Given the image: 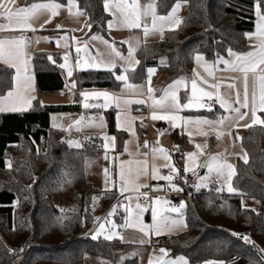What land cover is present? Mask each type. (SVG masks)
I'll return each instance as SVG.
<instances>
[{"label":"trees","instance_id":"16d2710c","mask_svg":"<svg viewBox=\"0 0 264 264\" xmlns=\"http://www.w3.org/2000/svg\"><path fill=\"white\" fill-rule=\"evenodd\" d=\"M34 3L49 0H25ZM68 0H55L66 4ZM93 24L91 32L107 34L109 14L103 0H77ZM177 0H158V14H167ZM185 2V0H180ZM188 9L175 31L165 30L163 38L146 41L136 52L140 64L130 81L147 80V69L155 67L165 74L166 85L189 76L196 54L214 59L233 52H246L252 44L249 33L256 29L255 0H186ZM36 76L38 97L24 112L0 113V264H84L87 254L116 261L134 245L119 238L92 239L89 234L97 214H105L116 195L104 192L89 177L87 160L101 153L103 137L87 134L83 145L70 147L65 134L53 127L51 115L57 111L77 110V104H44L40 95L66 88L58 65L46 51H37L30 61ZM14 70L0 63V95L12 88ZM79 88L117 89L122 82L105 69L75 71ZM264 119V113H261ZM108 133L116 137L120 152L128 136L118 128L115 112H105ZM143 137L144 128L138 126ZM179 146L174 160L182 179L184 152L188 139L179 129H172ZM91 137V139H89ZM241 144L248 156L245 164L237 159L233 183L240 192L217 191L211 183L204 190L185 188L190 193L185 211L187 228L179 233L160 235L153 244L170 249L173 256L184 255L192 263L224 261L225 264H260L259 249H264V125L245 128ZM10 162V167H9ZM181 176V177H180ZM100 201L94 204V195ZM57 195L73 199L69 209L55 205ZM260 201V209L243 204V197ZM18 201L17 206L15 201ZM124 219V215L120 213ZM236 233L238 235H233ZM247 235L253 243L241 237Z\"/></svg>","mask_w":264,"mask_h":264},{"label":"snow or ice","instance_id":"6c2138e0","mask_svg":"<svg viewBox=\"0 0 264 264\" xmlns=\"http://www.w3.org/2000/svg\"><path fill=\"white\" fill-rule=\"evenodd\" d=\"M186 2V0H185ZM76 0H68V11L70 15H73L77 20L80 16H87L88 13L86 11L77 10L75 13L71 12V8L75 5ZM16 0H0V19H3L5 22L0 23V33L4 32H25L32 31L36 32L37 28L33 26L32 21L37 19L40 15L48 13V19L44 21V23L39 25V29H44L45 24L51 23L53 17L59 14V10L63 7L60 3L55 2V0H49L47 3H32L30 6L24 7H15ZM158 0H147L146 3H141V0H103L104 11L108 13L112 19L108 20L107 28L109 30L114 27H121L127 29H142L143 36L145 39L149 35L159 34L161 38H163V34L165 31V25H168V30L175 31L179 25L182 23V20L177 18V13L181 8L180 0H177L175 5L171 8V10L166 15H160L157 11ZM254 11L255 16L257 17L256 23V32L252 34H247L248 39L250 41L253 38H256V43L252 44V51H248L246 53H235L231 49H228V55L230 57H234L232 60L224 59L223 57L219 58L214 62L213 65H207L204 62V57L200 54H196L194 59L198 65H202L204 67V71L207 73V77H211L214 82L209 83L207 77L201 75L200 72L193 70V76L190 78V95H187V102L182 103L180 97L178 95V91L180 87L183 85L184 90L188 91V78L181 77L175 80L173 83L169 84L166 88L163 89H155L151 85L152 76L155 74V69L149 68L147 69V80L145 84L136 85L130 83V73H135L136 67L140 64L139 60H134L135 52L137 48H134L129 41H122L121 43L128 44V55L125 56L123 53L117 50L115 47L116 42L106 40L101 35H91L88 40L84 41L83 47H76V59L74 61L75 69L78 70H90L96 69L99 70L101 68L111 72L116 81L122 82L124 84V88L121 90L123 93H132L135 95H143L146 94L151 100V118L154 121L167 120L169 121L173 127H179L176 121H181L183 125H208L209 127H223L226 123H231L235 121V126H243L245 128L252 127L253 125H264V119H262L257 113H264V0H255L254 3ZM89 20H86L83 26L79 29H69L68 31H83L85 28L88 29V32H91L93 24ZM150 21V23H149ZM56 28L62 29L63 25H57ZM87 35V33L85 34ZM40 39H49L48 37H37L36 42L39 43ZM64 39L68 40L67 36L60 37L57 39L56 43L58 46L59 40ZM77 44H80V39L77 37H72ZM92 41H99L106 48V52L101 53L97 49V55L91 56L89 59H81L80 53L83 51L85 55H88L89 49L93 47L91 44ZM30 41L24 35L20 36H3L0 35V63H2L6 69L14 70V74L12 76L13 86L8 89L5 94L0 95V113L6 112H24L27 111L32 106V101L36 99L33 93L35 91L33 77L29 74L28 69V53L26 51L28 44ZM140 41L137 40V45H139ZM63 47H69L68 44L63 45ZM49 60L55 64V60L51 55H49ZM64 63L60 64L59 67L61 69L66 70V76L71 78L73 76L74 67L72 63V53L65 52L63 56ZM117 61H121L122 63H118ZM223 64L225 67L223 69H219V65ZM213 69H219L221 72H234L242 74V84L243 90L241 93L240 88L237 86V77L235 76H221L217 78L214 75ZM251 75V85L249 84V76ZM198 80L207 85L211 91L205 90L204 87L198 86ZM75 82L71 84L72 88H75ZM251 88V90H250ZM223 89V91H222ZM156 91H160L162 95L159 98H155L154 93ZM79 95L83 98V107L85 109L92 108H108L110 107L109 100L115 103V106L118 109H121V104H123V108L121 111L117 112V118L119 121L121 112L127 116L128 107L132 104L137 105H145L146 101L144 99H127L122 96H115L114 94H110L108 92H80ZM103 97V103H89L90 98L99 99ZM218 101L221 108L225 109V111L231 113L227 116H221L216 120L209 119H186L178 113L186 109L196 108H208L209 111L212 110V105L209 103H204L202 101ZM42 103V102H41ZM234 105H239L235 107ZM241 109H247V111H241ZM163 113V114H158ZM249 113L251 114V124L240 125V121L245 120ZM234 114V115H233ZM97 118H90L91 121H95ZM84 121V117H81L79 120L74 122L76 129L79 131L84 127H104V119L103 117H99L98 123H82ZM53 127H57V125H53ZM73 125H69V129H71ZM120 127L118 123V128ZM131 127V125H129ZM127 130V129H124ZM198 134L207 136L208 133L204 132L203 129L198 131ZM231 135V132H216V138L220 139L223 135ZM158 135H163V132ZM189 136H191V132H189ZM91 139V137H89ZM103 139L107 141L103 145L105 150L104 159H108V152L115 150V140L116 137H109L106 134L103 136ZM237 139H241L237 137ZM159 141H157L158 143ZM70 145H74L75 147H81V143L79 141H68ZM129 142H125L124 151L128 152ZM207 145L197 144L195 147L198 150H201L200 154H203L202 149ZM138 154H140L138 145ZM143 149L145 151L142 153L145 157L142 161H136V167H131L132 161L124 162L121 161V167L118 173L119 181L121 182L120 194L124 195L126 191L129 190L128 186H131L132 190L140 193L141 188H148L147 184H137L136 181L140 179L142 176L148 175V141H145L143 144ZM159 151L166 160L171 159L168 151L163 147L157 149L153 147L151 152L153 154V159H155L156 153ZM177 151H179V146H177ZM131 155V153H129ZM186 156V165L184 168V172H192L194 171L193 167L188 166V161H191L193 164L195 163V159L197 157V152H188L185 154ZM245 164L248 163L247 153L244 152L240 157ZM224 162H221V161ZM127 163L129 167L125 168L124 164ZM201 167L207 168L209 174L215 175L217 178L225 177L227 180V191L229 193L236 192L237 190L232 186V178L236 175L235 166L231 163H228L224 160V153H219L217 155H213L209 158V160L204 164L200 165ZM10 167V162H9ZM164 167L169 168L170 174L167 176L159 175V169L155 165L152 164L151 167V175L153 179L159 180L163 179L168 181V184L172 191L183 192L184 189L173 183L174 179L179 176L180 170L175 167L174 164L166 163ZM225 170L226 176H225ZM104 177H105V191H111L115 188L116 181H110V173L108 168L103 169ZM175 174V176L173 175ZM209 177H198L199 182L194 185V187L198 190L201 187H207V184L204 181L208 180ZM184 182L187 183V179L184 178ZM111 183L112 187H109ZM159 189L153 188V191H158ZM223 185L217 189V191H223ZM143 197L144 200H152L154 205L160 204V197H149L147 192L140 193V195L135 198L139 200ZM96 198L94 197L93 200ZM126 200L131 201L133 199L132 196L125 197ZM165 204L169 203L168 201H164ZM186 202L181 201L179 206H172L168 209L158 208L153 206L151 208L153 223L152 225H146L142 222V215L147 209L142 207L140 203L135 205V211L128 207V205H124V210L128 213V216L124 220V224L120 225V228H132L139 226L138 230L144 234L145 237L149 236V233H152L156 236L162 234L165 229H171V227L176 226L181 221L170 220L167 215H164V212H172L178 213L183 216V209L186 208ZM119 205H114L109 212V216H113ZM255 211V209H252ZM100 220L99 217L96 218L98 222ZM106 224H111V228L108 229L111 232L110 235H104V239L112 240L117 237V233L112 231L115 229L117 225L114 221L106 220L104 223H99L98 228L95 231V234L92 236V239L99 238L104 232ZM186 227V225H184ZM233 235H238L233 233ZM246 243H253L250 240V237L244 235L241 237ZM120 239H123L120 237ZM150 239H141L140 243H149ZM262 259L260 264H264V249H259ZM159 261L160 264H189V261L185 259L183 256L178 257L177 259H165L168 256V250L164 248L159 249ZM149 264H152V260H149ZM205 264H225L224 261H207Z\"/></svg>","mask_w":264,"mask_h":264},{"label":"crops","instance_id":"0c3cea01","mask_svg":"<svg viewBox=\"0 0 264 264\" xmlns=\"http://www.w3.org/2000/svg\"><path fill=\"white\" fill-rule=\"evenodd\" d=\"M34 3H38V2H34ZM31 4L32 3H30V4L26 3L25 0H16L15 7L30 6ZM187 9L188 8H185L184 12H186ZM62 12L60 9L59 14L56 15V18H54V21H51V23L46 24L45 29H44L46 31V33L53 31V30H56L57 29L56 26L58 24L60 25L62 22L66 21V20L71 21V22L76 21V20L75 21L70 20V18H69L70 15H68V14L62 15ZM184 14L185 13H183L181 15V17H180L181 20H182V17ZM46 19H48V13L42 14L37 19H34L32 21V24L39 27V25L44 23V21ZM4 22L5 21L3 19L0 20V23H4ZM52 23L54 25H51ZM25 32H29V31H25ZM25 32H23V33L20 31L4 32V33H0V35H3V36L15 35V36H17V35H24ZM255 32H256V29L249 34H252ZM143 42H146V41H143ZM249 42L251 44H253V43H256L257 41H256V38L254 37L253 40L252 41L249 40ZM33 45L28 44V47L31 46V48H33ZM28 47L26 49L27 53H28ZM252 50H253V48L251 47V49L248 51H252ZM248 51H246V52H248ZM246 52H235V53H246ZM200 55H202L204 57V62L207 65H213L214 62L217 61L221 57H223L224 59H227V60L234 59V57H230L228 54L226 56H221V57H217L214 59L207 58L204 54H200ZM75 59H76V56H75ZM134 60H136L135 57H134ZM30 61L31 60L28 59V69H29V74L33 77V82H34V87H35V91L31 94L37 98L38 92H37L36 76L30 70ZM224 67L225 66L223 64L219 65V69H223ZM194 69L196 71L200 72L201 75L207 77V73L204 71V67L202 65H198L196 63V61H194V66H193L191 74L189 76H182V77L188 78V91L186 92L184 90L183 85L180 87V90L178 91V95H179L182 103L187 102L186 97H187V95L191 94L190 93V88H191L190 78L193 76V70ZM219 69H213L214 75L217 78L221 77L222 75L223 76H235V77H237L238 78L237 79V86L240 88L241 93H242V90H243L242 74L234 73V72H221ZM60 71L62 72V74L64 76L65 74L63 73V71L61 69H60ZM75 71H78V69H75ZM165 77H166L165 74L163 72H159L156 68L155 74L152 76V79H151L152 87H154L155 89H163L175 81L174 80V81H172L166 85H162L163 82L165 81ZM64 78H65V76H64ZM207 79L209 80V83L214 82L211 77H207ZM251 79L252 78L250 75L249 76V84L250 85H251ZM130 83L136 84V85H141V84H145L146 80L142 81V82H138V83H133L130 81ZM198 86L204 87L205 90H207V91H211V89H209L207 87V85L202 84L199 80H198ZM123 88H124L123 83L117 89H108V88H103V87L79 88V90H78V92H76L75 96L73 95L70 97L68 95V97L71 99L76 97L77 98L76 101H72V100L65 99V98H62L63 100L58 99L56 96L52 95V94L63 92V91L65 92V89L58 91V92H45V93L40 95V101L44 104H77L79 106V108L77 110L57 111V112L52 113V115H51L52 125H54V124L57 125V127H55V128L62 131L65 134L66 142L68 145H69L68 141H79V140L83 144V137L87 134H99L102 137L106 134L109 137H111V136L113 137L112 134L108 133V127H107L106 118H105V112L108 110H111V109L115 112L117 126L119 123L120 129H122V130L127 129L125 131H127L128 136H127L125 142L126 141L129 142L127 145L128 152L124 151V147H125V143H124V147L120 152H117L116 150H114V151L110 150L109 151L110 153L108 155L107 160H105L103 158L104 154H105V150H103L101 153H99L95 156L89 157L87 160V170H88L90 179L97 186L101 187V189H103L104 192H113L116 195L115 200L113 201L112 205L106 211L105 214L101 215L100 220L104 219L106 216H108L109 212L111 211V209L114 205H120L122 203V201L123 202L126 201L125 197H127V195H131L132 197L135 198L136 193H137L136 191L132 190L131 186H128L129 190L126 191L123 196H121V194L118 193V183H116L115 188H113V190L105 191V177H104V173H103V167L108 168L107 162H108V160H111L112 166L114 167L115 173L117 175V182L120 183L118 173H119V170L121 167V161H124V162L132 161L133 163H132L131 167L135 168L136 167V164H135L136 161H142L145 159V157L142 154L145 151V149H143V147H142L145 141H148V144H149V147L147 149V151H148V156H147L148 175L140 177V179L138 181H136L137 184L149 185L152 182H168V181L163 180V179L156 180V179L152 178L151 167H152L153 163H155V165L158 167L159 175H161V176H167L170 174L169 168L164 167V165L166 163L174 164L175 167L177 169H179L175 163V160H174V154H175V152H177V146H178L175 143V141L173 140V137L171 134L172 129H174V128L179 129L180 132L185 134V136L188 139V144H187L185 152H184V163L182 165V168H183L182 172L183 173H184V168L186 165L185 154L188 152H197V157L195 159V163L193 164L191 161H188V166L193 167L194 171L197 170L198 168H200L201 167L200 165H204L209 160V158L211 156L217 155L221 152L224 153V160L238 159L243 155V153H242V147L243 146L241 144V139H237V137L241 138L245 127L235 126V121H233L231 123H226L222 128L221 127L213 128V127H209L208 125H183L181 121L175 122L177 125H180L179 127H173L172 124L167 120L154 121L151 118V113H152V108L150 106L151 100H149V98L146 94V90H145V94H143V95H135L132 93H123L122 94L121 90ZM250 90H251V88H250ZM93 91L108 92L110 94H114L117 97L123 95V97L127 98V99H144L146 101V104L145 105H137V104L130 105L128 107L127 116H125V114L123 112H121V115H120V118L118 121L117 112L121 111V109L124 107L123 104H121V109H118L115 106V103L113 101L109 100V103L111 106L108 108L85 109L83 107L84 101H83V98L79 95V93L80 92H93ZM222 91H223V89H222ZM161 95H162V93L160 91H156L154 93L155 98H159ZM34 100L32 101V105L34 103ZM206 101L207 100L205 99V101H202V102L205 103ZM88 102L89 103H103L104 98L103 97H101L99 99L90 98V100ZM234 106L238 107L239 105H234ZM89 111H91V112H89ZM241 111H247V109H241ZM261 113L262 112H258L257 114L261 117ZM158 114H163V113H158ZM230 114L231 113H229V112L225 111V109L221 108L219 105V102L215 101V100L212 101V110L211 111H209L208 108H196V107H194L192 109H186V110H183L180 113H178V115H180L186 119H198L199 118V119H209V120H216L217 118H219L221 116H227ZM101 116L104 119V127L102 129L97 128V127H84L78 131L74 125V122L79 120L81 117H84V121L82 122L84 124H88L90 122L91 123H98L99 117H101ZM92 117H96L97 119L95 121H91L90 118H92ZM239 123H240V125L251 124V114L249 113V116L245 120L240 121ZM69 125H73V127L71 129H69ZM129 125H131V127H129ZM138 126H142L144 128L143 137L140 135ZM200 129H203V131L207 132L208 135L204 136V135L198 134V131ZM220 131H224V132L230 131L231 135L225 134L220 139H217L215 133L220 132ZM161 132H163V135H158ZM189 132H191V136H189ZM103 141H104V144L107 142L104 139H103ZM157 141H159V142L157 143ZM115 142H116V140H115ZM153 144H159V146L156 147L157 149H159L160 147H163L164 149H166L168 151L170 157H171L170 161L166 160L164 158V156L161 153H159V151L156 153L155 159H153V154L151 152V149L153 148ZM197 144H201V145L206 144L207 145L206 147H204L202 149L203 154H200L201 150H198L195 147ZM138 145L140 146V149H139L140 154H138V147H137ZM70 147H72V146H70ZM129 153H131V155H129ZM124 167L127 168V167H129V165L127 163H125ZM201 168H202V172L200 173V175L198 177L206 175L207 168H205V167H201ZM173 175L175 176V174H173ZM198 177L196 178V180L194 181V183L191 186V187H193V189H194V185L198 183ZM173 182L177 183V185L179 187L184 188V190H185L184 181L183 180L181 181V179L179 180V176L176 177ZM210 185H211V183L209 184L208 187H206V188L202 187L200 190L207 189L210 187ZM109 187L111 188L110 185H109ZM141 189H143V188H141ZM170 190H171V188H170ZM200 190H198V191H200ZM183 192H185V191H183ZM183 192H176L173 194H180ZM175 196L177 197V204H179L180 201L186 199L184 196H179V195H175ZM155 197H164L169 202L166 206L168 208H171L173 206V205H171V197L170 196L158 193L155 195ZM186 200L188 202V199H186ZM136 201L138 202L137 199H136ZM153 204L154 203L152 202L151 207L146 208L148 210L147 217L150 218V221H149L150 225H152V223H153L152 211H151ZM174 206H176V204ZM185 211H186V209H185ZM120 213H122L124 215V218H125V212L120 209ZM167 216L170 218V220L174 219L177 221H181V223H178L176 226L171 227L170 230L165 229L161 235L179 233L182 230H185L187 228V225L183 219L176 218L174 216H170V214H168ZM120 223H123V218L121 219ZM96 225H97V223L95 224V226L93 227V229L89 233L91 236H92V232H94L97 229ZM184 225H186V227ZM152 241H153V239H152ZM153 245H155V244H153ZM134 247H135V245L132 248H134ZM91 258H102V257H98V256L94 255V257L91 256Z\"/></svg>","mask_w":264,"mask_h":264},{"label":"rangeland","instance_id":"374dc122","mask_svg":"<svg viewBox=\"0 0 264 264\" xmlns=\"http://www.w3.org/2000/svg\"><path fill=\"white\" fill-rule=\"evenodd\" d=\"M47 2H49V1H40L38 3H47ZM146 2H147V0H141V3H146ZM180 3H181L182 6H181L180 10L178 11V13L176 14L177 18H179V19H181L180 18L181 15L183 13H185L184 9L188 8V5H187L186 2H180ZM61 5H63V4H61ZM78 9L81 10L80 7H79V3L76 0L75 5L71 8V12L75 13ZM61 12H62V15H64V14L70 15L69 11H68V1L61 8ZM160 15H166V14H160ZM54 18H56V16L53 17L51 21H54ZM69 18L72 21L73 20L74 21L76 20V21L75 22H71V21L66 20V21H64V22H62L60 24V25H63L62 29H59V30L56 29V30H53V31H50V32H47V33L44 30L46 24L44 26V29H42V30L39 29L38 26L33 25V26H35L37 28V31L36 32H32V31L29 30V32L32 33L33 40H34V45H33V48H31V46L28 47V59L31 60L32 57L34 56L35 52H37V51H46L48 53V57H49V55H51L53 57V59L55 60V64L58 65V67H59L60 64L64 63L63 56H64L65 52H71L72 53V63H73V67H74V72H73V75H74V73H75L74 61H75V56H76L75 48L76 47H83L84 41L88 40L91 35H101L106 40H109V42L115 41L116 42L115 47L117 48L118 51L123 53L125 56L128 55V44L127 43H121L122 41H129L132 44V46L134 48H137V50H138L139 47L141 46V44L143 43V41H155V40H159V38H161V36L159 34H154V35H149L145 39V37L143 36L142 29H127V28H121V27H114L111 30H109L107 28V34H104L102 32H88V29H86V28L83 31H68L69 29H79V28H81L83 26L84 22L86 20H89L88 16H80L78 20L73 15H70ZM110 19H112V17L109 15L108 20H110ZM149 23H150V21H149ZM255 23H257V17L256 16H255ZM51 25H54V24L52 23ZM106 27H107V23H106ZM168 27H169L168 25H165V30H167ZM86 33H87V35H85ZM11 36H15V35H11ZM17 36H20V35H17ZM64 36H67L68 40L60 39L59 40L60 46H58L57 43H56L57 39H59L60 37H64ZM37 37H41V38L48 37L49 39H47V40L40 39L39 43H37L36 42V38ZM72 37L79 38L80 39V44H77L74 40H72ZM138 39L140 41L139 45H137V40ZM65 44H68L69 47H67V48L63 47V45H65ZM91 44L93 45V47H91L89 49L88 55H85V53L83 51L79 54L81 59H89L91 56H96L97 55V49L101 53L106 52L105 46L103 44H101L99 41H92ZM136 52H135V56H134L135 58H136ZM117 62L118 63H122L121 61H117ZM152 68L156 70L155 67H152ZM101 69H103V68H101ZM61 70L65 74L64 75L65 76V80H66L65 92L63 91V92L55 93V94H52V95L56 96L58 99L65 98V99H69V100H72V101H76V99H77L76 97H74L73 99L68 97V92L70 91L69 89L71 88V84L73 82H75V85H76L75 88L71 89L73 94H74V96L76 95V92H78L79 87H78L76 81L73 79V76L71 78H68L66 76V70L65 69H61ZM89 112H91V111H89ZM79 142H80V140H79ZM80 143H81V145H83L82 142H80ZM70 146L76 148L74 145H70ZM115 147H116V142H115ZM77 148H79V147H77ZM244 152H246V151L242 147V153H244ZM109 153L110 152H108V155H109ZM221 153H223V152H221ZM226 161L228 163L233 164L235 166V170H236L237 159H233V160L228 159ZM221 162H223V161H221ZM107 165H108V169H109V173H110V181L111 180H115L116 183H118V193L120 194L121 182L120 183L117 182V175L115 173L114 167L112 166V161L108 160ZM103 169H104V167H103ZM226 172H227V170H225V176H226ZM205 176L209 177L208 180L204 181V183L207 184V187L209 186L210 183H214L215 182V183L218 184V188L221 187V185H223V188H224L223 191L228 192L227 191V180L225 179V177L217 178L215 175L209 174L208 170L206 172V175H203L201 177H205ZM198 182H199V180H198ZM231 183H232V186L237 190L236 192H240L238 190V188L235 187V185L233 183V178H232ZM175 184L177 185V183H175ZM109 185L112 187L111 183ZM184 187L188 188V186H186V185ZM201 188H199L198 190H200ZM194 189L197 190L195 187H194ZM170 191L172 193H176V191H172V190H170ZM185 193L188 194V196H190L189 192L185 191ZM127 196H131V195H127ZM94 197L96 198L94 200V204L96 205L100 201V194L96 193L94 195ZM160 198H161L160 199V204L159 205H154L153 204V206H156V207L162 208V209H168V207L166 206L168 203L167 204L164 203V201H168V200H166L164 197H160ZM186 199H184L182 201L186 202V205H187V200ZM54 202H55V205L58 206L60 209L65 210V209H69L72 206L73 199H72L71 196H68V195H57L54 198ZM137 203H139V202H137L134 197H133V199L131 201H128V200H126L124 202L122 201V203L119 205V207H117V211H116V213L113 216H109L108 215L104 219H101L99 222L96 221L97 228H98L99 223H104L106 220L114 221L115 224L117 225V227L115 229H112V231L117 233V237L116 238L120 239V237H122L123 239H121V240L123 242L133 244V245H135V247L129 249L128 251H125L120 256V258L118 260H116V261L108 260V259H105V258H91V256L94 257V255L93 254H87L86 258L84 259V264H149V260L150 259L152 260V264H160V261H159V256H160L159 249L160 248H164V249L168 250V256H166L165 259H177L178 257L183 256L185 259L188 260V258L186 256H184V255L173 256L171 254L170 249L165 247V246L153 245L152 239L157 237V236L152 234V233H149V236L145 237L144 234L141 233L138 230V228H139L138 225L136 227H132V228H120L119 227L120 225L124 224V220L128 216V213H126L125 210H124V205H128V207H130L131 209H133V211H135L136 210L135 209V205ZM180 203H181V201H180ZM175 204H176L177 207L179 206V204H177V203H175ZM243 204L246 205V206L252 207V208H254L256 210L260 209V201L258 199H256V198H253V197H248V196L243 197ZM120 209L125 212V218L123 219V223H120L118 221V219L121 217ZM185 209L186 208H184L182 210L183 211V216H181L178 213H172V212H164L163 214L164 215L170 214V216H174L176 218H181V219L184 220V222L187 225L186 216H185ZM147 215H148V210L143 213L141 219H142V222L144 224L150 225V222H149L150 218L147 217ZM97 217L100 218L101 214H97L96 218ZM110 228H111V224H106L105 232L100 237H104V235H110L111 232L108 231V229H110ZM95 231L92 232V236L95 234ZM166 235H169V234H166ZM141 239H146V240L150 239V242L142 244V243H140ZM189 264H197V263H192V262L189 261Z\"/></svg>","mask_w":264,"mask_h":264},{"label":"built area","instance_id":"2783aa9c","mask_svg":"<svg viewBox=\"0 0 264 264\" xmlns=\"http://www.w3.org/2000/svg\"><path fill=\"white\" fill-rule=\"evenodd\" d=\"M1 20V19H0ZM24 36H26L28 38V40L30 41V45L34 44V40H33V36L31 32H25ZM68 95L71 97L73 96V92L72 90L68 92ZM206 103L212 104V101H206ZM159 144H153V147H158ZM202 172V168H198L195 171L192 172H184L182 174V179L184 181V178L187 179V183L184 182V184L188 187H191L192 184L194 183V181L196 180V178L200 175V173ZM153 188H157L159 189L158 191H153ZM143 192H147L149 197L154 198L156 194L161 193V194H165L167 196L171 197V205H175V203H177V197L175 195H179V196H184L185 198L191 200V197L188 196V194H186L185 192L180 193V194H173L170 191V186L168 184V182H152L151 184L148 185V188H143L140 190V193ZM140 193H136V196L140 195ZM138 202L142 205V207L145 208H150L152 205V200H144L143 197L141 196V198L138 200ZM18 201H15V205L17 206Z\"/></svg>","mask_w":264,"mask_h":264}]
</instances>
